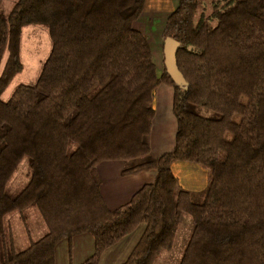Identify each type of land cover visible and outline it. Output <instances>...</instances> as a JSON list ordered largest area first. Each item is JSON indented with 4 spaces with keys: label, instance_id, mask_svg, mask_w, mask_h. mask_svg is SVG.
<instances>
[{
    "label": "trees",
    "instance_id": "16d2710c",
    "mask_svg": "<svg viewBox=\"0 0 264 264\" xmlns=\"http://www.w3.org/2000/svg\"><path fill=\"white\" fill-rule=\"evenodd\" d=\"M2 0H0V3ZM146 0H18L0 15V264H57L56 247L94 237L82 264L144 225L122 264H156L176 241L183 214L193 230L177 264H264V0H180L165 38L188 88L157 72L147 36L134 26ZM48 28L51 49L34 84L3 92L23 70L21 39ZM8 52L6 63L2 61ZM174 88L178 122L172 151L152 156L158 87ZM123 160L124 175L156 179L116 208L97 167ZM208 171L203 190L183 188L172 166ZM27 163L26 182L12 180ZM35 207L47 226L19 249L8 217Z\"/></svg>",
    "mask_w": 264,
    "mask_h": 264
},
{
    "label": "rangeland",
    "instance_id": "374dc122",
    "mask_svg": "<svg viewBox=\"0 0 264 264\" xmlns=\"http://www.w3.org/2000/svg\"><path fill=\"white\" fill-rule=\"evenodd\" d=\"M17 1L18 0H2L0 3V15L7 18ZM179 1L180 0H146L143 12L134 23V26L142 31L149 40L158 73H161V70L164 69V32L167 21L172 12L177 8ZM212 1L213 0H201L198 14H210L212 12ZM51 45V38L47 27L43 25H30L24 27L21 39L23 70L13 78L10 85L3 92L2 98L4 100H8L19 85L34 84L37 81L43 63L50 52ZM7 57L8 52L5 54L2 61L1 70L6 63ZM26 171L27 163L23 162L12 180L13 189L20 188L26 182ZM8 224L14 231L16 244L19 249L28 247L30 238L38 239L47 231V226L35 207L28 208L23 214L20 212L13 213L8 217ZM138 228L139 229L132 233L131 237L125 239L121 243L122 246H119V249L116 250L115 256L110 264H119L127 258L129 254L126 253L131 251L132 247L139 239L140 232L143 230L144 225L142 224ZM192 230L193 223L191 217L187 214H183L173 248L170 251L164 252L156 264H177L190 238ZM89 237H92V235L89 234ZM67 242L68 240H65L64 244L67 245ZM110 252L111 251L105 255V262L102 264H108L106 260L109 259L111 255ZM63 253H65L66 262L68 261V249L67 252L62 249L61 253L59 252L58 254V264H62ZM79 256L80 255L76 251L74 262L80 259Z\"/></svg>",
    "mask_w": 264,
    "mask_h": 264
},
{
    "label": "crops",
    "instance_id": "0c3cea01",
    "mask_svg": "<svg viewBox=\"0 0 264 264\" xmlns=\"http://www.w3.org/2000/svg\"><path fill=\"white\" fill-rule=\"evenodd\" d=\"M163 71L164 69L161 70V73ZM173 104V86L166 83L161 84L156 90L153 104L155 117L152 124L150 145L151 153L154 157H159L164 153L170 152L175 147L178 122L173 111ZM125 164L126 163L123 160H112L104 161L97 167L98 175L101 179V192L107 205L111 209H116L128 203L138 190L146 184L153 183L157 176V172L155 170L143 171L132 175H124L123 169ZM172 170L178 177L180 185L183 188L199 191L203 190L208 184V171L196 163L179 161L173 164ZM141 234L142 232H140V236ZM131 235L123 238L116 245L108 249L102 257L101 264L105 262V255L111 251L109 259L106 260V263L110 264L115 256L116 250L119 249V246H122L121 243L125 239L131 237ZM64 243L65 240L61 241L56 247L57 264L58 254L59 252L61 253L62 249L66 250V252L68 249V261L66 262L65 253H63L62 264H82L94 253L95 250L94 237H89V234L76 236L72 242V250L69 240L67 242L68 246ZM76 251L80 255V259L74 262ZM131 251L126 254H130ZM128 256L129 255H127V257ZM126 259L119 264H122Z\"/></svg>",
    "mask_w": 264,
    "mask_h": 264
},
{
    "label": "water",
    "instance_id": "95a60500",
    "mask_svg": "<svg viewBox=\"0 0 264 264\" xmlns=\"http://www.w3.org/2000/svg\"><path fill=\"white\" fill-rule=\"evenodd\" d=\"M181 42L173 37H166L164 43L165 59L164 64L167 73L172 77L174 82L184 88L190 86L183 73L180 71L178 66L177 54L181 47Z\"/></svg>",
    "mask_w": 264,
    "mask_h": 264
}]
</instances>
